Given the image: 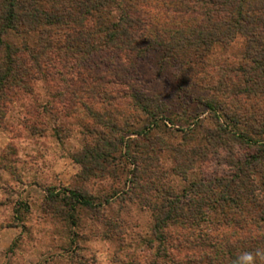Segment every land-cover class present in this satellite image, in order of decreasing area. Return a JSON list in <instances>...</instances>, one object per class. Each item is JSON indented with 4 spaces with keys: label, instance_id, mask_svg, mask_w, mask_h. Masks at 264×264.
Masks as SVG:
<instances>
[{
    "label": "trees",
    "instance_id": "16d2710c",
    "mask_svg": "<svg viewBox=\"0 0 264 264\" xmlns=\"http://www.w3.org/2000/svg\"><path fill=\"white\" fill-rule=\"evenodd\" d=\"M238 36L244 40L242 62L209 71L206 59L212 50ZM103 52L114 57V63L106 69L89 65L93 56ZM152 52L175 67L179 88L208 87L207 95L197 98L217 119L214 128L204 131H198L201 121L196 118H192L193 126L177 129L196 141L190 157L196 179L184 191L191 195L186 210L172 185L148 181L154 187L150 192L160 193L158 203L150 204V195L140 200L157 212L152 225L157 255L162 253L167 264H180L169 249L176 248L172 241L181 234L190 264L195 260L237 264L242 248L247 246L246 253L252 252L256 231H264V139L259 137L264 134V0H0V103L8 100L9 91L26 88L31 81L58 77L65 82L63 69L74 72L69 79L76 85L73 97L92 120L85 125L91 142L76 158L82 181L111 177L123 161L136 178L142 158L128 153L129 143L138 137L146 142L159 122L170 120L160 105L134 85L140 59ZM118 83L128 90L119 97L118 91L114 95L107 89ZM87 98L91 102L101 99L106 106L103 112L88 104ZM119 101L144 117L140 128L133 129L134 121L124 117ZM253 122L260 127L254 132L256 137L248 133ZM222 158L227 171L209 177L214 161ZM255 189L262 194L260 200L255 198ZM62 194L48 190L45 208L62 201L68 207L65 221L72 226L77 225L78 211L98 210L109 202L95 201L82 188L66 189ZM245 196L253 197L260 215L255 208L248 207V215L238 210ZM219 214L239 229L245 228L249 237L229 238L202 227L217 221ZM105 224L114 225L111 221ZM176 228L182 232L174 238ZM194 246L200 251H191ZM82 259L73 260L74 264L95 262ZM128 264L142 263L132 260ZM149 264L159 263L155 258Z\"/></svg>",
    "mask_w": 264,
    "mask_h": 264
},
{
    "label": "rangeland",
    "instance_id": "374dc122",
    "mask_svg": "<svg viewBox=\"0 0 264 264\" xmlns=\"http://www.w3.org/2000/svg\"><path fill=\"white\" fill-rule=\"evenodd\" d=\"M243 46L244 40L239 36L228 45L216 46L206 59L210 64L208 70L213 72L221 66L231 68L241 63ZM111 62L114 63V57L103 52L93 56L89 65L106 69ZM63 73L65 82L58 77L52 81L34 80L26 88L9 91L8 100L0 103V264H74L78 257L90 263L95 261L94 264H128L132 260L149 264L155 258L159 264H167L162 253L157 255V241L152 236L157 212L140 200L150 195V204L158 203L160 193L150 192L154 187L148 181H163L175 188L187 209L185 202H189L191 195L184 191L189 181L196 179V166L190 161L191 148L196 141H191L189 135L183 136L177 129L193 126L192 118L201 121L198 131L216 126L217 119L211 109L197 98L206 96L208 87L197 85L181 89L178 71L163 63L158 54L152 52L140 59L133 74L134 85L150 97L153 104L160 105L170 120L159 122V127L146 142L138 137L137 141L129 143L128 153L134 152L142 158L136 178L133 179L132 167L123 161L115 169L117 174L111 177L82 181L79 177L81 165L76 158L91 142L85 125H91L92 120L73 97L76 85L70 84L69 79L75 73L67 69H63ZM110 87L107 89L114 95L119 92L118 97L128 92L122 83ZM101 101L91 102L87 98L88 104L92 103L94 109L103 112L106 106ZM117 105L128 121H134L133 129L144 124V117L139 118L128 105L120 101ZM262 119L264 121V117ZM221 120L224 118L220 117ZM256 124L253 122V127L248 128V133L254 137V132L260 128ZM263 135L259 137L264 139ZM121 150L123 152L124 148ZM223 162V158L216 159L208 176L223 175L227 171ZM77 188L85 189L95 201L109 199V202L98 210L78 211L75 214L77 225L72 226L65 221L68 207L58 200L45 208V195L48 190L64 194L66 189ZM257 190L253 192L256 200H260L263 197ZM253 204V197L245 196L238 210L242 208L244 215H248L246 209L254 211L255 208L254 212L260 215V209ZM222 215L202 227L211 232H223L229 238L249 237L244 233L245 228L239 229ZM249 218L246 219L250 221ZM107 221L114 225L105 224ZM118 224L120 226L115 228ZM176 229L174 238L182 232ZM254 236L257 242L253 243L250 253L255 256L257 252L264 253V231L259 229ZM182 244L180 234L172 241L176 248L169 252L180 264H190L186 261L188 251ZM247 248H242L240 257ZM191 251L199 252L200 248L194 246ZM193 264H206V261L195 260ZM254 264H264V255L255 256Z\"/></svg>",
    "mask_w": 264,
    "mask_h": 264
},
{
    "label": "clouds",
    "instance_id": "9594fccd",
    "mask_svg": "<svg viewBox=\"0 0 264 264\" xmlns=\"http://www.w3.org/2000/svg\"><path fill=\"white\" fill-rule=\"evenodd\" d=\"M264 255V253L257 252L255 256ZM255 256L252 253H245L238 258L237 264H254Z\"/></svg>",
    "mask_w": 264,
    "mask_h": 264
}]
</instances>
